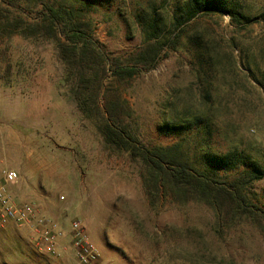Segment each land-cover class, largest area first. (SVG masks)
<instances>
[{
	"label": "rangeland",
	"instance_id": "1",
	"mask_svg": "<svg viewBox=\"0 0 264 264\" xmlns=\"http://www.w3.org/2000/svg\"><path fill=\"white\" fill-rule=\"evenodd\" d=\"M136 1L113 0L86 17L107 53L127 57L142 45ZM238 1L252 17L264 13V0ZM198 31L215 55L209 68H216L205 67L206 78L186 43ZM205 87L221 108L214 147L237 146L264 163V22L238 30L228 16L193 20L178 49L165 51L151 71L124 80L100 60L73 57L64 64L51 40L0 38V175L19 171L10 188L17 202L38 210L46 202L52 213L66 211L71 222L84 223L100 247V264H264L261 211L257 222L233 219L160 194L151 181L145 187L142 164L108 146L100 132L106 122L117 123L148 147L170 144L175 138L158 125L184 109H205ZM72 89L91 98V118L79 110ZM253 190L264 209V178ZM17 233L30 237L24 227L0 224V259L3 250L12 253ZM60 255L37 257L35 264H73Z\"/></svg>",
	"mask_w": 264,
	"mask_h": 264
},
{
	"label": "trees",
	"instance_id": "2",
	"mask_svg": "<svg viewBox=\"0 0 264 264\" xmlns=\"http://www.w3.org/2000/svg\"><path fill=\"white\" fill-rule=\"evenodd\" d=\"M112 1L0 0V38L51 40L64 64L68 65L73 57L86 62L100 60L108 63L115 77L124 80L151 71L165 51L178 49L193 20L210 14L228 16L238 30L253 22H264V13L252 17L238 0H137L133 17L143 43L124 57L104 50L91 32V18H86L94 9L112 5ZM186 43L192 46L200 65L197 73L204 74L201 78L210 76L205 67L211 66L215 55L203 33L191 35ZM212 68L216 67L212 65L209 70ZM7 81L10 84L13 80ZM71 94L81 113L91 118V98L77 89ZM211 97V91L203 88L205 109H184L158 125L161 133L175 138L167 145L141 144L117 123L106 122L100 132L108 146L142 164L145 187L151 181L158 193L173 195L183 204H205L217 210L219 216L232 213L233 219L257 222L258 211L264 218V209L255 201L253 186L264 178V163L237 146L214 147L213 122L221 108Z\"/></svg>",
	"mask_w": 264,
	"mask_h": 264
},
{
	"label": "built area",
	"instance_id": "3",
	"mask_svg": "<svg viewBox=\"0 0 264 264\" xmlns=\"http://www.w3.org/2000/svg\"><path fill=\"white\" fill-rule=\"evenodd\" d=\"M19 178L20 173L15 169H3L1 172L0 223L13 222L18 227L27 228L38 246L44 247L50 254H59L63 249L61 239L68 234L56 222L41 215L33 203H20L15 200L10 187L17 183ZM69 235L73 248V264H100V247L90 238L84 223L74 220Z\"/></svg>",
	"mask_w": 264,
	"mask_h": 264
},
{
	"label": "crops",
	"instance_id": "4",
	"mask_svg": "<svg viewBox=\"0 0 264 264\" xmlns=\"http://www.w3.org/2000/svg\"><path fill=\"white\" fill-rule=\"evenodd\" d=\"M12 186V185H11ZM11 188V187H10ZM42 199V198H41ZM43 200V199H42ZM40 206L42 207V210L40 209L39 212L42 215H47L48 213H51V215L54 217L52 219L51 217H47L50 221L56 222L65 232L68 234L67 236L63 237L61 239V245L63 249L60 250V253L63 257L71 258V253L73 252V248L71 245V237L69 235L71 231V221L68 219V213L66 211H60L57 210L55 213H52L48 207L46 202L40 203ZM1 224V223H0ZM16 226L13 222H9L7 224H1V226ZM19 228V227H18ZM27 232L29 233L30 237L26 238L23 235L20 234H12V242L14 243V248H10L12 250V253L10 254V251L7 250L5 253L3 250V256L2 259H0V264H12L15 261H21L19 264H35V258L41 257V256H49L50 253L44 248L37 245L36 240L30 230L26 228ZM59 253V254H60ZM14 254V255H13ZM11 255V256H10ZM60 255V256H61ZM14 260V261H13Z\"/></svg>",
	"mask_w": 264,
	"mask_h": 264
}]
</instances>
